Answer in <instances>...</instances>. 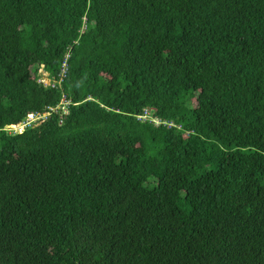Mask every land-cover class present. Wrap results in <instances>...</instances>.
Returning <instances> with one entry per match:
<instances>
[{
  "label": "trees",
  "instance_id": "16d2710c",
  "mask_svg": "<svg viewBox=\"0 0 264 264\" xmlns=\"http://www.w3.org/2000/svg\"><path fill=\"white\" fill-rule=\"evenodd\" d=\"M0 264H264V0H0Z\"/></svg>",
  "mask_w": 264,
  "mask_h": 264
},
{
  "label": "built area",
  "instance_id": "2783aa9c",
  "mask_svg": "<svg viewBox=\"0 0 264 264\" xmlns=\"http://www.w3.org/2000/svg\"><path fill=\"white\" fill-rule=\"evenodd\" d=\"M41 70H43V69H41ZM65 74H66V65H64V70H63L62 77ZM48 78H49L48 80H44V81H42L40 79L39 82L43 83L46 87H48V86L55 87V85L57 83L56 80L51 79L49 77V75H48ZM60 83H61V81H60ZM70 103L71 102H69V101L63 100L60 106H58L56 108L49 107L48 110L46 112H44V113H31L30 115H28V117L25 119V121L23 123H20L18 125L10 126L8 128V131H10L12 133H22L29 127H35V126H38V125L44 123L54 113H57V112H60V111L63 112L64 116L68 115L69 114V106L71 105ZM147 117H150V112L149 111H146L144 116H141L142 119H145Z\"/></svg>",
  "mask_w": 264,
  "mask_h": 264
},
{
  "label": "rangeland",
  "instance_id": "374dc122",
  "mask_svg": "<svg viewBox=\"0 0 264 264\" xmlns=\"http://www.w3.org/2000/svg\"><path fill=\"white\" fill-rule=\"evenodd\" d=\"M41 72H42V73H41ZM41 72L39 73L41 80H42V81H44V80H48V79H49V78H48L49 73L46 72V71H43V70H41ZM153 118H154V117H153V116L151 115V113H150V117H147V118H145V119H143V120L153 119Z\"/></svg>",
  "mask_w": 264,
  "mask_h": 264
},
{
  "label": "clouds",
  "instance_id": "9594fccd",
  "mask_svg": "<svg viewBox=\"0 0 264 264\" xmlns=\"http://www.w3.org/2000/svg\"><path fill=\"white\" fill-rule=\"evenodd\" d=\"M41 69H43L44 71H46L45 70V68L44 67H42ZM41 71V70H40ZM47 72V71H46ZM40 73V72H39ZM49 77H50V75H49ZM41 79V78H40ZM43 84V83H42ZM144 116V115H143ZM140 118H141V116H140ZM142 119V118H141ZM151 121H153L154 123H156L157 125H159L160 124V121L158 120V119H156V118H153V119H150Z\"/></svg>",
  "mask_w": 264,
  "mask_h": 264
}]
</instances>
